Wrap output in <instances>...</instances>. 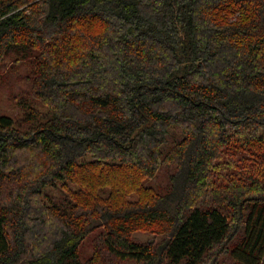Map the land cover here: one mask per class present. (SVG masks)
Segmentation results:
<instances>
[{
    "label": "trees",
    "instance_id": "obj_1",
    "mask_svg": "<svg viewBox=\"0 0 264 264\" xmlns=\"http://www.w3.org/2000/svg\"><path fill=\"white\" fill-rule=\"evenodd\" d=\"M7 63L0 264H264V0H0Z\"/></svg>",
    "mask_w": 264,
    "mask_h": 264
},
{
    "label": "rangeland",
    "instance_id": "obj_2",
    "mask_svg": "<svg viewBox=\"0 0 264 264\" xmlns=\"http://www.w3.org/2000/svg\"><path fill=\"white\" fill-rule=\"evenodd\" d=\"M10 63H7L6 68L0 74V114L10 115L15 118L21 117L22 112L17 105V100L14 98L15 92H17L18 86L23 83L22 76L27 72L29 65H26V69L19 67L10 71ZM3 75V76H2ZM149 234H137L135 239L144 240L148 238ZM91 253L89 245V239L85 240L81 246V257L82 259L87 258ZM126 264H130L127 262Z\"/></svg>",
    "mask_w": 264,
    "mask_h": 264
}]
</instances>
